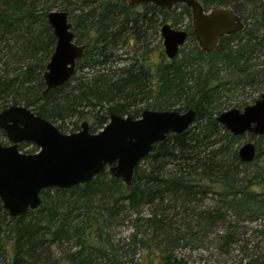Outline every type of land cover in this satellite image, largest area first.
Here are the masks:
<instances>
[{
  "label": "trees",
  "instance_id": "trees-1",
  "mask_svg": "<svg viewBox=\"0 0 264 264\" xmlns=\"http://www.w3.org/2000/svg\"><path fill=\"white\" fill-rule=\"evenodd\" d=\"M197 1L205 10L232 9L243 20V31L220 37L207 52L194 38L190 9L182 4L167 11L126 0H0V111L25 106L61 132L65 120L75 116L70 133L87 117L92 133L111 114L138 118L139 103L151 110L196 112L187 130L153 145L129 185L106 169L87 183L42 189L39 207L20 216H10L0 201V264H143L126 258L130 246L132 253L151 249L138 236L141 229L160 237L158 264H175V257L165 254L175 247L203 246L219 224L225 229L211 243L221 252L239 240L238 224L255 223L253 231L264 243V134L256 136L254 160L244 163L237 153L241 136L216 120L231 104L238 109L250 104L230 102L236 95L254 90L253 102L264 91V0ZM51 10L67 13L75 42L85 51L73 76L44 95L43 72L55 45L46 19ZM183 16L189 24L186 42L173 59L161 52L156 60L149 38L167 20L174 26ZM120 43L132 45L123 61L114 54ZM108 66H114L111 74ZM0 136H5L1 129ZM207 197L215 202L205 205ZM145 206L155 208L145 216ZM170 209L179 215L187 238L183 243L174 235ZM113 220L131 223L127 240L108 233ZM63 245L66 249L54 255L55 247ZM244 253V264H264V253Z\"/></svg>",
  "mask_w": 264,
  "mask_h": 264
},
{
  "label": "water",
  "instance_id": "water-1",
  "mask_svg": "<svg viewBox=\"0 0 264 264\" xmlns=\"http://www.w3.org/2000/svg\"><path fill=\"white\" fill-rule=\"evenodd\" d=\"M129 5L150 3L171 11L177 4L190 9L191 26L199 47L211 52L220 37L240 33L245 24L232 9L215 6L205 10L197 0H126ZM46 19L55 37L53 52L43 72L44 90L64 85L75 73L85 45L75 42V33L64 11L51 10ZM164 53L173 59L187 40L188 32L169 23L160 27ZM196 117L194 109H144L138 118L111 114L98 132L89 130L87 121L72 133L61 132L55 124L36 115L30 108L11 105L0 111V129L8 144L0 142V201L10 216H20L41 204L42 189L70 188L91 181L106 169L113 177L129 185L134 168L152 151L153 145L170 133L187 130ZM232 135L264 134V91L241 109L230 108L216 116ZM31 143L34 153L19 150V144ZM244 163L256 156V145L247 141L237 150Z\"/></svg>",
  "mask_w": 264,
  "mask_h": 264
},
{
  "label": "rangeland",
  "instance_id": "rangeland-1",
  "mask_svg": "<svg viewBox=\"0 0 264 264\" xmlns=\"http://www.w3.org/2000/svg\"><path fill=\"white\" fill-rule=\"evenodd\" d=\"M180 20V18H179ZM166 23H169L173 28L180 29V30H188V19L183 16L181 23L177 25H172L171 21H168ZM188 32V31H187ZM149 48L154 49V54L156 56V60H158V55L163 52L164 54V48L162 44V37L160 35V32L158 35H151V37L148 40ZM187 46L191 45L190 41H187ZM132 45L131 43H120L117 45V49L114 50V54L118 56L119 61H123V59H128L131 56L132 52ZM126 63V62H125ZM114 66L109 67L108 66V74L112 73ZM256 92L251 89H247L245 92H243L240 95H236L237 97L233 99L232 103L238 102V101H245L246 103H252L251 100L256 97ZM7 104H10L7 103ZM233 104H231V107H227L226 109L232 108ZM141 108V111L145 109L144 103H139L137 106ZM183 112V111H180ZM76 120V117H71L67 120H65L64 124L66 129H63V133H70L69 131L72 128L71 123ZM88 122V124H91V119L87 117L84 119ZM84 120H81L84 121ZM80 122V124H81ZM58 124V123H56ZM99 131V130H98ZM97 131V132H98ZM241 138L239 140V146L247 141L254 142L256 144L258 142L257 137L253 136L250 133H245L243 135H240ZM0 141H3L6 143V145L9 143L7 138L4 136H0ZM23 144V145H22ZM22 152L31 151L34 147H36L34 144L31 143H21ZM260 145L264 147V139L260 140ZM37 148V147H36ZM262 164L264 166V155L261 158ZM215 200L211 199L210 197L205 198L204 204H212ZM155 207L154 206H145L142 208V214L148 215ZM176 210H179V208H176ZM168 212L169 217L171 218V224L175 230L174 235H177L181 238L180 243L185 242L187 238H185V232L180 228V218L178 214L174 213V209H170ZM233 218L230 217V220ZM237 228V238L238 241H235L233 244H231L225 252L219 251L217 248L214 247V245L211 243V239L215 234H220L224 231L225 225L219 224L215 226L211 233L204 239L203 246L199 248H190L187 246H178L175 247L172 250H168L165 252V254H172L173 257H175L176 261H174L175 264H244V260L242 259L244 257V251L247 250L248 253H254V255H261L264 253V243L260 241V238L257 236V234L253 231L255 227V223H244L242 227L238 224ZM132 232V225L130 222L120 221V220H113L108 227V233L112 235L116 240H127L129 235ZM139 237H141L144 240H147L148 243H150V250L146 249H137L132 253V247L130 246V253L126 256V258L132 259L135 263H143L145 264L148 262L147 260H153L155 264H158L159 262H162V259L159 258V255L162 254V251L158 249V242L157 240L160 239V237L156 238L153 237L147 230L141 229L140 233L138 234ZM258 244V246H255ZM246 246V247H244ZM65 245L60 247H55L54 255L59 254V251L64 248ZM178 261V262H177Z\"/></svg>",
  "mask_w": 264,
  "mask_h": 264
}]
</instances>
